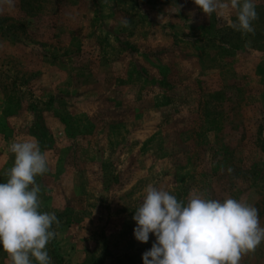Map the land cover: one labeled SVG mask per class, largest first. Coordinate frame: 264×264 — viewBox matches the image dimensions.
Masks as SVG:
<instances>
[{
  "label": "rangeland",
  "instance_id": "1",
  "mask_svg": "<svg viewBox=\"0 0 264 264\" xmlns=\"http://www.w3.org/2000/svg\"><path fill=\"white\" fill-rule=\"evenodd\" d=\"M257 12L245 35L233 10L192 0H0V182L9 145L38 140L52 264H142L155 238L136 241L132 217L149 185L250 203L264 227ZM240 264H264V243Z\"/></svg>",
  "mask_w": 264,
  "mask_h": 264
},
{
  "label": "clouds",
  "instance_id": "2",
  "mask_svg": "<svg viewBox=\"0 0 264 264\" xmlns=\"http://www.w3.org/2000/svg\"><path fill=\"white\" fill-rule=\"evenodd\" d=\"M192 2L207 18L233 10L231 28L245 35L255 32L257 0ZM9 151L13 165L6 181L0 182V250L10 264H52L47 245L57 236L53 226L59 219L41 210L36 183L48 171V161L36 139L13 142ZM132 219L136 241L155 238L142 254V264H240L244 255L264 243L259 210L232 197L218 200L194 193L185 202L149 185Z\"/></svg>",
  "mask_w": 264,
  "mask_h": 264
},
{
  "label": "trees",
  "instance_id": "3",
  "mask_svg": "<svg viewBox=\"0 0 264 264\" xmlns=\"http://www.w3.org/2000/svg\"><path fill=\"white\" fill-rule=\"evenodd\" d=\"M261 36H264V34H261Z\"/></svg>",
  "mask_w": 264,
  "mask_h": 264
}]
</instances>
